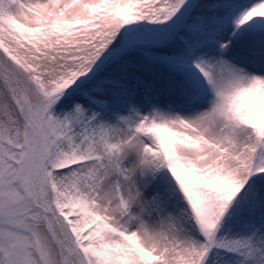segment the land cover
Instances as JSON below:
<instances>
[{
    "label": "snow or ice",
    "instance_id": "snow-or-ice-1",
    "mask_svg": "<svg viewBox=\"0 0 264 264\" xmlns=\"http://www.w3.org/2000/svg\"><path fill=\"white\" fill-rule=\"evenodd\" d=\"M0 264H264V0H0Z\"/></svg>",
    "mask_w": 264,
    "mask_h": 264
}]
</instances>
